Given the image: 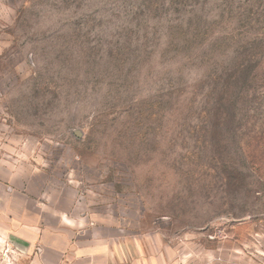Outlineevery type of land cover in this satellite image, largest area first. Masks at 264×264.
<instances>
[{
	"label": "rangeland",
	"instance_id": "374dc122",
	"mask_svg": "<svg viewBox=\"0 0 264 264\" xmlns=\"http://www.w3.org/2000/svg\"><path fill=\"white\" fill-rule=\"evenodd\" d=\"M0 160L135 257L264 264V0H0Z\"/></svg>",
	"mask_w": 264,
	"mask_h": 264
},
{
	"label": "crops",
	"instance_id": "0c3cea01",
	"mask_svg": "<svg viewBox=\"0 0 264 264\" xmlns=\"http://www.w3.org/2000/svg\"><path fill=\"white\" fill-rule=\"evenodd\" d=\"M21 171L0 160V243L24 264L161 263L160 251L153 257L141 249L137 257L131 254L127 238L115 241L119 230L102 231L84 214L54 212Z\"/></svg>",
	"mask_w": 264,
	"mask_h": 264
}]
</instances>
